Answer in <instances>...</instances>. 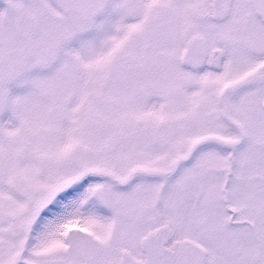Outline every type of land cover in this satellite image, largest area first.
<instances>
[{"label": "snow or ice", "instance_id": "obj_1", "mask_svg": "<svg viewBox=\"0 0 264 264\" xmlns=\"http://www.w3.org/2000/svg\"><path fill=\"white\" fill-rule=\"evenodd\" d=\"M0 264H264V0H0Z\"/></svg>", "mask_w": 264, "mask_h": 264}]
</instances>
